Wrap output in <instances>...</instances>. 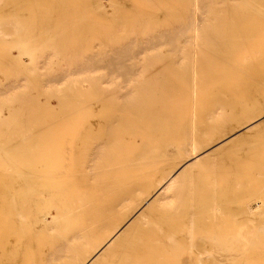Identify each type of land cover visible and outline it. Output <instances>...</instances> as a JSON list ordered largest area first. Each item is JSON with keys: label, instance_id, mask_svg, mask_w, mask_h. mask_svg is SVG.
<instances>
[{"label": "bare ground", "instance_id": "obj_1", "mask_svg": "<svg viewBox=\"0 0 264 264\" xmlns=\"http://www.w3.org/2000/svg\"><path fill=\"white\" fill-rule=\"evenodd\" d=\"M246 1L176 0L69 58L0 0V264H253L264 209L198 222L227 196L218 159L264 129V33L233 26Z\"/></svg>", "mask_w": 264, "mask_h": 264}, {"label": "rangeland", "instance_id": "obj_2", "mask_svg": "<svg viewBox=\"0 0 264 264\" xmlns=\"http://www.w3.org/2000/svg\"><path fill=\"white\" fill-rule=\"evenodd\" d=\"M14 2L19 3L20 5L19 7L20 10H18V12L20 11L19 17H23V14L26 16L23 18V20L45 21L48 24L45 25L46 27L42 26L43 28H49L50 30L55 32L53 34L54 37L56 35L58 37L65 39L60 44H63L64 48H66L67 51L66 55H70L68 56L69 58L78 52L80 53L82 51L85 53L89 52L91 48L90 46H93L94 44L97 43L100 44L107 43L108 46H112L114 43L116 44L117 42L123 40V38L129 34V32H127L126 30H129L130 28L129 24L132 25V22L146 21L148 22V24L149 23L152 24L151 22H154L156 18L155 17L156 8L159 9L162 7V9L160 10V14L161 15L165 14V16L168 15V17L170 15H173L176 9L175 7L176 0L175 1L172 0L171 1L170 0H165V1L164 0H13V3ZM158 4H160L161 6ZM163 4L165 7L163 6ZM245 5L249 9V13L251 12L252 15L249 14L246 15L245 19L244 18L240 19L239 22H241L242 24H239V26L237 25L239 22L236 24V26L233 25L235 29L242 30L238 32L237 35H239V37H242L244 33H246L245 30L249 31L252 29L253 32L251 34H250L251 31H249V34L251 35L250 38L252 41L254 40L255 37H257L256 35L254 36L253 34L254 30L259 29L260 31L256 30L257 32L255 33L258 35L257 38L261 39L260 35L262 36L264 33V31L260 29L264 27L263 26L264 17H262V15L264 16V0H247ZM12 6L14 7L15 4H13ZM158 9L156 10L157 12ZM255 13L258 14L254 16ZM259 14L261 16H259ZM161 17H162L161 21L168 22L167 17L165 18L163 16ZM161 17L157 18L156 21L158 22V19H160ZM252 17H254L255 20H259L261 18V21L257 22L258 25H260L263 20L262 26H260V28H257L255 26V21H253L254 19H252ZM246 19L249 20L251 19L250 21H252L254 25L249 20L246 23ZM0 20L6 21L7 19L4 17V18H0ZM161 21L159 20L158 23H162ZM258 32L262 34L260 33L258 34ZM245 37L248 36L245 35ZM258 42L259 40L257 42L256 41L253 42V44H255L254 46L257 45L258 49H260L262 46H264V41H262L263 43H260L261 45L263 44L262 46H258L260 45L257 44ZM79 46H82V48H80ZM0 50L5 51L4 48ZM11 52L12 53L10 56L12 57V59L17 58L19 50L17 48H14L11 50ZM61 60L66 61L67 59L61 57ZM163 67L164 66H162V68ZM166 67L167 68L170 67L169 69H171V66H166ZM56 73H59V69H56ZM172 75H173L172 73L166 74V76H172ZM257 114L258 113H254L253 116ZM255 134L256 135L254 134L250 135L246 140H243L242 143L241 142L238 143L239 145H235L236 146V147L234 146L235 150L232 149L233 151L231 150L229 152V153L234 152V155L225 153V155L222 156L223 159L222 157L218 159L217 161L218 166L221 169V170L219 169L218 172H220L219 173L220 175L221 173L223 174L224 172V180H225L224 182L227 183L225 184L226 185L225 187L224 186L221 187L224 188V190L227 193V196L224 195V199L219 200L217 202L218 204L213 203L214 207L213 206L210 207L211 209L210 213H212V216L210 215V213H208L209 212L208 211L206 213H208L210 216L204 214L205 215V216L203 215L204 217L203 216L199 217L200 220L198 218V222H200L201 224H204L205 222L209 224V222L214 221L213 224L210 223V225L208 226L209 228H215L216 225L224 227L226 221L227 223L231 222L234 219L233 216L236 215L237 217L236 221L238 222V224L237 225L235 224V227L240 229L243 226L242 224H244L247 221V219H245L246 216L244 217L243 214H244V209H246V207H248L249 204L258 206L257 212H261V210L264 209V129L260 130V132ZM223 160L225 163L223 162ZM232 167H234V169ZM200 176L202 177V174H200ZM213 176L212 177L207 176L209 178V180L208 178L207 180L213 182L214 179L217 178L219 179L217 180L218 182L220 183L223 182V177L218 178L220 176H218L217 170H214ZM205 177L202 178L205 179ZM199 181H201V179H199ZM261 217L264 216H260V218ZM244 219L246 221H244ZM257 219L261 223L264 222V218H262L263 220L259 218ZM206 223L204 224L205 227H207ZM262 235L264 234L263 233L261 234L262 240L260 238V245L261 244L262 245L261 246L259 245L260 246L259 251L254 252L255 255H253V259H252L253 264H264V248H263L264 236Z\"/></svg>", "mask_w": 264, "mask_h": 264}]
</instances>
